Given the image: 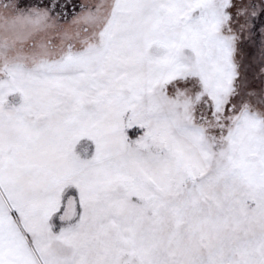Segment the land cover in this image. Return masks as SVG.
<instances>
[{
  "label": "snow or ice",
  "instance_id": "1",
  "mask_svg": "<svg viewBox=\"0 0 264 264\" xmlns=\"http://www.w3.org/2000/svg\"><path fill=\"white\" fill-rule=\"evenodd\" d=\"M0 264H264V0H0Z\"/></svg>",
  "mask_w": 264,
  "mask_h": 264
}]
</instances>
